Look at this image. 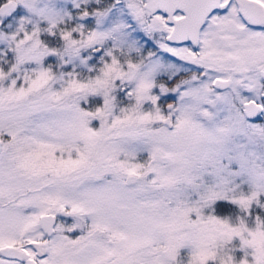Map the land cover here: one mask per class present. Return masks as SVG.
<instances>
[{"label":"snow or ice","instance_id":"snow-or-ice-1","mask_svg":"<svg viewBox=\"0 0 264 264\" xmlns=\"http://www.w3.org/2000/svg\"><path fill=\"white\" fill-rule=\"evenodd\" d=\"M0 264H264V0H0Z\"/></svg>","mask_w":264,"mask_h":264}]
</instances>
